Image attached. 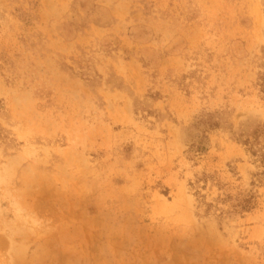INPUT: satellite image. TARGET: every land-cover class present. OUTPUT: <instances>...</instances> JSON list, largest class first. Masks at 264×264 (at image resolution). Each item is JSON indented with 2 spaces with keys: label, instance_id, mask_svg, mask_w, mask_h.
<instances>
[{
  "label": "rangeland",
  "instance_id": "1",
  "mask_svg": "<svg viewBox=\"0 0 264 264\" xmlns=\"http://www.w3.org/2000/svg\"><path fill=\"white\" fill-rule=\"evenodd\" d=\"M247 138L264 0H0V264H264Z\"/></svg>",
  "mask_w": 264,
  "mask_h": 264
},
{
  "label": "trees",
  "instance_id": "2",
  "mask_svg": "<svg viewBox=\"0 0 264 264\" xmlns=\"http://www.w3.org/2000/svg\"><path fill=\"white\" fill-rule=\"evenodd\" d=\"M257 133L258 131H256L254 135L258 136ZM255 141L256 140L251 141L250 139L247 138L246 140H244L243 144L247 146L248 151H250L252 155L256 156L260 160V162L264 163V147L260 146L259 148L256 149L255 147H257V143H255ZM257 176L258 177L256 181L260 183L264 182V172L257 173ZM210 178L211 176H204L202 179H200V181L203 180L206 184ZM256 181L254 180L251 183V185L252 186L257 185ZM198 188L199 189L196 188V196L198 197V199H200L201 203L208 204L206 202V195L203 194L201 191V189H205V185L203 186L198 185ZM224 196H225L224 198H220L221 201L232 203L231 210L226 213L236 212L239 214H244L245 212H251L252 210H254V208L257 205L258 195L253 188L246 191H240L236 195L225 193ZM221 212L223 214L224 210H221Z\"/></svg>",
  "mask_w": 264,
  "mask_h": 264
}]
</instances>
